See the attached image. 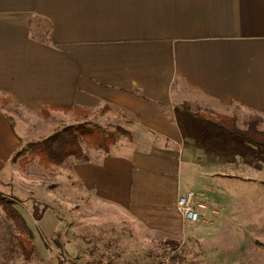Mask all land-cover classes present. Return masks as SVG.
I'll return each mask as SVG.
<instances>
[{"label":"crops","instance_id":"obj_1","mask_svg":"<svg viewBox=\"0 0 264 264\" xmlns=\"http://www.w3.org/2000/svg\"><path fill=\"white\" fill-rule=\"evenodd\" d=\"M0 96L36 115L128 113L137 126L129 145L38 163L70 171L147 233L178 242V200L211 194L212 167L201 162L206 146L167 109L264 120V0H0ZM6 132L1 180L21 166V137Z\"/></svg>","mask_w":264,"mask_h":264},{"label":"rangeland","instance_id":"obj_2","mask_svg":"<svg viewBox=\"0 0 264 264\" xmlns=\"http://www.w3.org/2000/svg\"><path fill=\"white\" fill-rule=\"evenodd\" d=\"M196 110L211 122L228 127L236 122L238 129H247V124L237 125L236 119ZM0 113V132L5 136L9 128L20 135L17 153L22 152L23 157L28 156L25 152L30 147L55 132L80 123L98 125L114 133L116 142L111 149L129 145L137 127L128 113L118 109L100 108L88 115L58 114L45 118L1 96ZM167 114L188 127L187 131L206 146L210 157L201 162L212 167L204 173L211 176L213 184L211 194H206L210 208L198 224H186L177 247L169 244L172 240L163 241L160 236L147 233L122 208L85 191L70 171L42 168L35 158L26 166L13 167L10 178L0 179V194L17 201L16 207L32 230V256L25 259L19 247L20 233L0 208V263L62 264L65 253L77 256L112 249L136 261L178 251L192 263L264 264V149L229 136L210 123L185 119L177 111L167 109ZM259 128L264 130V121ZM157 141L160 146L167 144L160 138ZM82 146L89 153L96 149L85 142ZM35 199L49 207L40 221L33 217ZM55 231H61L60 246L52 237Z\"/></svg>","mask_w":264,"mask_h":264},{"label":"trees","instance_id":"obj_3","mask_svg":"<svg viewBox=\"0 0 264 264\" xmlns=\"http://www.w3.org/2000/svg\"><path fill=\"white\" fill-rule=\"evenodd\" d=\"M186 111L200 122L207 124L210 123L218 130L224 131L229 136H237L242 141L264 149V130L259 128L260 124L264 121L260 118L252 119L247 125L246 130H240L236 126V122L232 123V127H228L226 124H222L218 121H212L199 114L198 111L193 112L188 105L185 107ZM56 111L70 112L74 111L76 115H80L79 108L71 109H55ZM45 118L50 116L49 110H43ZM119 131L126 133L122 128ZM87 143L97 150H101L105 153H109L111 147L116 142V135L103 130L98 125H90L88 123H80L76 126H69L62 130L55 132L53 135L45 138L39 144L30 147V151H26L27 157H23L22 152L17 153L14 156V161L20 159L21 166H26L32 159H39V162L43 166H61L66 163L70 158H75L80 161H87L82 143ZM17 201L13 198L0 194V208L5 213L6 217L12 221L19 235V247L25 256V259L30 260L32 251L34 249L33 233L28 226L22 213L16 207ZM43 207L41 210L40 207ZM49 207L46 204L41 203L38 200H34L33 217L35 220L40 221L44 217V212ZM52 237L56 240L60 246L61 231H55ZM169 244L177 247L178 244L175 241H170ZM1 264V263H0Z\"/></svg>","mask_w":264,"mask_h":264},{"label":"built area","instance_id":"obj_4","mask_svg":"<svg viewBox=\"0 0 264 264\" xmlns=\"http://www.w3.org/2000/svg\"><path fill=\"white\" fill-rule=\"evenodd\" d=\"M210 208L208 200L195 192H189L178 200L177 209L186 224H198ZM62 264H206L184 260L178 251H170L161 256L140 261L124 257L116 250H98L86 254L70 256L65 253Z\"/></svg>","mask_w":264,"mask_h":264}]
</instances>
